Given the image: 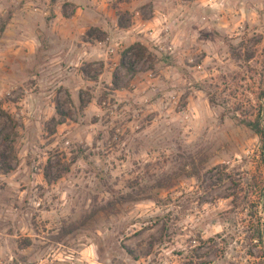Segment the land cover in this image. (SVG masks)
I'll return each mask as SVG.
<instances>
[{
    "label": "rangeland",
    "instance_id": "374dc122",
    "mask_svg": "<svg viewBox=\"0 0 264 264\" xmlns=\"http://www.w3.org/2000/svg\"><path fill=\"white\" fill-rule=\"evenodd\" d=\"M185 1L115 64L0 0V264H264V0Z\"/></svg>",
    "mask_w": 264,
    "mask_h": 264
},
{
    "label": "crops",
    "instance_id": "0c3cea01",
    "mask_svg": "<svg viewBox=\"0 0 264 264\" xmlns=\"http://www.w3.org/2000/svg\"><path fill=\"white\" fill-rule=\"evenodd\" d=\"M64 5L73 8L74 12L69 16L64 14ZM51 6L55 10L54 17L45 28V48L55 50L52 54L64 49L63 58L68 61L74 58L81 62H93L112 58L116 64L117 47L122 49L123 46L152 40L158 34L159 23L162 22L160 16L167 19L169 16L185 15L189 3L185 0H55ZM123 13L131 18V25L126 28L118 23L119 15ZM180 23V19H167L166 25L173 28ZM113 28L123 33L120 40L110 36ZM90 29L108 34L105 41L84 39ZM109 51H112L111 55H108Z\"/></svg>",
    "mask_w": 264,
    "mask_h": 264
},
{
    "label": "trees",
    "instance_id": "16d2710c",
    "mask_svg": "<svg viewBox=\"0 0 264 264\" xmlns=\"http://www.w3.org/2000/svg\"><path fill=\"white\" fill-rule=\"evenodd\" d=\"M55 0H51V3H54ZM119 26L122 27V24L119 20ZM92 32H97L96 29H90L87 33H86V38H90L93 36ZM98 42L100 41L99 39H95ZM137 49H140L141 51H145L143 48H141L139 45H135ZM128 53V51L126 53H124V56ZM252 59V56H248V58L246 59V62H248L249 60ZM121 66L123 68H125L127 70V72H129L130 74H134L133 71V67L131 65H125L123 62H121ZM261 96H264V93L261 94ZM56 112L58 114V111L56 109ZM0 116H3V113H1L0 111ZM54 121V120H52ZM59 124V123H58ZM247 128L251 129L255 135H257V137H259V139L262 142V146L264 147V127L262 128L261 125L259 124L258 121H256L255 123H247L246 125Z\"/></svg>",
    "mask_w": 264,
    "mask_h": 264
},
{
    "label": "built area",
    "instance_id": "2783aa9c",
    "mask_svg": "<svg viewBox=\"0 0 264 264\" xmlns=\"http://www.w3.org/2000/svg\"><path fill=\"white\" fill-rule=\"evenodd\" d=\"M160 19L162 20V22L159 23L158 34L155 37H153L152 40H157L159 35L161 34L166 35L169 32V27L166 25L167 19L164 16H160ZM111 54H112V51H109L108 55H111Z\"/></svg>",
    "mask_w": 264,
    "mask_h": 264
}]
</instances>
